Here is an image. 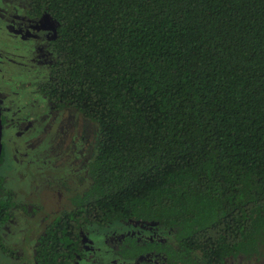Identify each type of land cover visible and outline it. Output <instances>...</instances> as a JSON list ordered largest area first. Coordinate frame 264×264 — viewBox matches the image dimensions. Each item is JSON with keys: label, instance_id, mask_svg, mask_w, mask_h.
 I'll use <instances>...</instances> for the list:
<instances>
[{"label": "trees", "instance_id": "trees-1", "mask_svg": "<svg viewBox=\"0 0 264 264\" xmlns=\"http://www.w3.org/2000/svg\"><path fill=\"white\" fill-rule=\"evenodd\" d=\"M29 1L28 19L57 23L39 93L101 132L89 186L46 221L35 263L78 264L86 229L137 222L160 238H125L123 260L264 264V0ZM17 196L0 175L11 258Z\"/></svg>", "mask_w": 264, "mask_h": 264}, {"label": "rangeland", "instance_id": "rangeland-1", "mask_svg": "<svg viewBox=\"0 0 264 264\" xmlns=\"http://www.w3.org/2000/svg\"><path fill=\"white\" fill-rule=\"evenodd\" d=\"M29 10V0H0V107L7 120L0 175L18 194L13 218L2 228L4 241L16 256L27 257L26 264H34L46 221L70 206V195L89 186L86 169L97 154L101 132L79 111L56 110L39 93L38 86L50 78L54 55L47 42L57 23L46 16L31 27L25 17ZM126 223L86 229L78 264H165L152 254L134 261L117 256L114 246L125 238H160L153 225ZM0 253V264L18 260Z\"/></svg>", "mask_w": 264, "mask_h": 264}, {"label": "flooded vegetation", "instance_id": "flooded-vegetation-1", "mask_svg": "<svg viewBox=\"0 0 264 264\" xmlns=\"http://www.w3.org/2000/svg\"><path fill=\"white\" fill-rule=\"evenodd\" d=\"M26 17V16H25ZM46 17V16H45ZM45 17H43V18H45ZM43 18H41V19H39V20H30V19H28L27 17H26V19L28 20V23L30 24V26L32 27L33 26V24H35V23H37V22H39V21H41ZM47 45H48V42H47ZM15 49V48H14ZM47 50H48V48H47ZM1 108V107H0ZM8 109V108H7ZM9 110V109H8ZM7 110V111H8ZM2 111V110H1ZM2 117H5V113L4 112H2ZM6 118V117H5ZM5 121H6V123H7V120L5 119ZM5 128H6V124H5V126L3 125V138H2V142H3V140H4V130H5ZM3 151H4V148H3ZM2 154H3V152H2ZM2 157V156H1ZM3 253V252H2ZM1 254V253H0ZM19 255V254H18ZM18 258V260L14 263V264H17V263H20L21 261H23L25 264L28 262L29 263V260L28 259H25V258H27V257H25L24 258V256H17ZM142 257V256H141ZM20 258V259H19ZM140 258V257H139ZM33 260H34V256H33ZM137 260V259H136ZM124 261H126V260H124ZM34 264H36L35 263V260H34Z\"/></svg>", "mask_w": 264, "mask_h": 264}, {"label": "water", "instance_id": "water-1", "mask_svg": "<svg viewBox=\"0 0 264 264\" xmlns=\"http://www.w3.org/2000/svg\"><path fill=\"white\" fill-rule=\"evenodd\" d=\"M2 138H3V122H2V111L0 108V160H1L2 152H3Z\"/></svg>", "mask_w": 264, "mask_h": 264}]
</instances>
